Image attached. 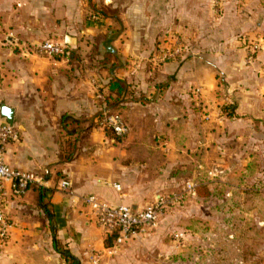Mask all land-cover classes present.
Listing matches in <instances>:
<instances>
[{
	"label": "crops",
	"instance_id": "0c3cea01",
	"mask_svg": "<svg viewBox=\"0 0 264 264\" xmlns=\"http://www.w3.org/2000/svg\"><path fill=\"white\" fill-rule=\"evenodd\" d=\"M211 2L92 0L106 10L101 18L82 0H1L10 19L0 23V123L7 122L1 107L13 109L20 136L6 161L51 177L46 187L9 198L13 228L0 264H48L58 254L41 193L53 206L57 239L79 261L105 243L75 196L142 208L187 181L192 154L227 152L242 128L264 121L260 62L245 65L241 39L263 35L264 0H229L222 18H214ZM177 33L189 57L157 64L159 43ZM63 39L71 44L64 57L27 51ZM222 89L236 101L233 117L221 110ZM104 112L125 117L124 140L99 126Z\"/></svg>",
	"mask_w": 264,
	"mask_h": 264
},
{
	"label": "rangeland",
	"instance_id": "374dc122",
	"mask_svg": "<svg viewBox=\"0 0 264 264\" xmlns=\"http://www.w3.org/2000/svg\"><path fill=\"white\" fill-rule=\"evenodd\" d=\"M227 1L212 0L214 18L223 17ZM5 19L8 22L10 13L0 11V23ZM4 31L9 35V28ZM177 34L159 43L156 55L166 42L171 44L179 39L184 49L176 60L189 57L188 44ZM241 39L246 49L245 65L252 68L260 62L263 75L258 72V76L264 79V61L257 59L264 52V33L259 39ZM252 43H261L262 49L250 60L248 47ZM220 94L224 100L223 113L234 112L236 101L227 100L231 93L222 89ZM246 129L250 126L242 128L243 138L234 142L230 139L227 152L218 150L210 156L192 154L195 167L187 172V181L173 192L163 194H178L182 196L180 201L166 210L156 229L130 239L116 252L110 254L105 250L107 247L96 249L101 256L99 264H264L263 119L251 123V130ZM108 133L115 136L111 131ZM189 185L196 187L190 190ZM110 245L113 247L114 243ZM54 256L48 264H71L60 254ZM88 262L85 256L78 264Z\"/></svg>",
	"mask_w": 264,
	"mask_h": 264
},
{
	"label": "built area",
	"instance_id": "2783aa9c",
	"mask_svg": "<svg viewBox=\"0 0 264 264\" xmlns=\"http://www.w3.org/2000/svg\"><path fill=\"white\" fill-rule=\"evenodd\" d=\"M184 45L179 39L171 44L166 42L160 48L156 55V61L167 63L181 57ZM250 60L262 49L261 43H252L249 47ZM28 53L42 58H54L69 52V42L67 40H47L27 47ZM99 126L111 131L116 138L124 140L129 134V126L122 114L104 112L98 118ZM20 138L19 132L14 125L7 122L0 123V249H3L9 241L10 233L13 228V222L8 212L9 198H22L34 186L46 187L47 178L51 177V172L45 170L42 177L37 174L15 168L6 161V148L11 142H16ZM60 187L69 191L71 182L62 180ZM117 190H120L119 184H114ZM196 185H189L188 189H195ZM76 203H80L83 208V214L87 220L96 224L104 237L112 236L114 246L105 249L110 254L132 238L146 234L158 227V224L170 207H174L182 196L178 194L161 195L151 203L142 208L133 209L127 205H113L105 202L95 195L75 196ZM89 259L88 264H99L101 256L92 250L86 255Z\"/></svg>",
	"mask_w": 264,
	"mask_h": 264
},
{
	"label": "trees",
	"instance_id": "16d2710c",
	"mask_svg": "<svg viewBox=\"0 0 264 264\" xmlns=\"http://www.w3.org/2000/svg\"><path fill=\"white\" fill-rule=\"evenodd\" d=\"M89 11L91 12L92 15L96 16V17H105L106 16V10L103 7H97L95 4H91V1L89 2ZM71 44L69 43V48H70ZM67 54H63L60 55L59 57H64ZM225 114L228 117H233V112H228L227 110H224ZM113 113V112H112ZM108 132V130H107ZM44 193L40 194V198H39V202L40 205L42 206V208L44 209L47 217L49 218L50 221V227H51V232H52V239L54 241V248L55 251L61 255V257L63 259H65L66 261L70 262L71 264H78L79 261L70 253V251L65 250L62 246V244L60 243V241L57 239V228L56 225L54 223V214H53V206L50 202H46L44 200ZM104 238V243H105V247H111V243H114V238L112 236H108V237H103Z\"/></svg>",
	"mask_w": 264,
	"mask_h": 264
},
{
	"label": "water",
	"instance_id": "95a60500",
	"mask_svg": "<svg viewBox=\"0 0 264 264\" xmlns=\"http://www.w3.org/2000/svg\"><path fill=\"white\" fill-rule=\"evenodd\" d=\"M1 115L6 119L7 123L14 125V110L3 105L1 107Z\"/></svg>",
	"mask_w": 264,
	"mask_h": 264
}]
</instances>
